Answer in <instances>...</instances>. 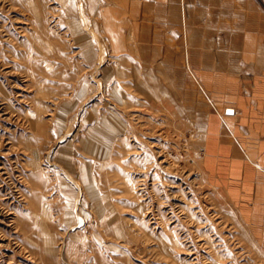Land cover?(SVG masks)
<instances>
[{
	"label": "rangeland",
	"instance_id": "374dc122",
	"mask_svg": "<svg viewBox=\"0 0 264 264\" xmlns=\"http://www.w3.org/2000/svg\"><path fill=\"white\" fill-rule=\"evenodd\" d=\"M101 3L0 0V264H264V197L204 151L210 93L133 75Z\"/></svg>",
	"mask_w": 264,
	"mask_h": 264
},
{
	"label": "crops",
	"instance_id": "0c3cea01",
	"mask_svg": "<svg viewBox=\"0 0 264 264\" xmlns=\"http://www.w3.org/2000/svg\"><path fill=\"white\" fill-rule=\"evenodd\" d=\"M101 2L110 53L128 61L133 75L157 70L161 77H176L180 91L185 79L198 97L196 79L210 93L216 112L206 114L205 154L212 163L221 162L233 180L242 179L259 206L264 197V0Z\"/></svg>",
	"mask_w": 264,
	"mask_h": 264
}]
</instances>
